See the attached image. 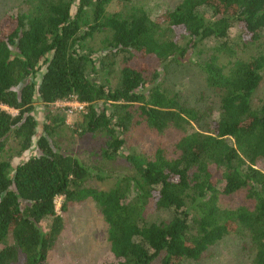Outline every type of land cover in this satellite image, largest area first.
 Wrapping results in <instances>:
<instances>
[{
	"label": "trees",
	"instance_id": "obj_1",
	"mask_svg": "<svg viewBox=\"0 0 264 264\" xmlns=\"http://www.w3.org/2000/svg\"><path fill=\"white\" fill-rule=\"evenodd\" d=\"M112 1L23 0L0 21V264L20 255L22 264H49L64 228L57 197L63 210L96 202L111 256L101 264L197 261L234 232L249 243L250 264H264V101L253 104L264 78V0H180L155 17L136 0H117L132 5L107 16ZM234 25L238 44L229 41ZM206 43L210 52L195 62L219 101L191 105L160 86V69ZM250 44L257 53L240 57ZM71 98L86 103L74 130L102 134L107 159L133 131L158 138L149 154L123 155L132 173L110 189L86 185L91 168L58 147L63 118L34 113L35 102ZM10 139L16 145L1 158ZM236 193L245 203L223 207ZM149 207L172 215L148 221Z\"/></svg>",
	"mask_w": 264,
	"mask_h": 264
},
{
	"label": "rangeland",
	"instance_id": "obj_2",
	"mask_svg": "<svg viewBox=\"0 0 264 264\" xmlns=\"http://www.w3.org/2000/svg\"><path fill=\"white\" fill-rule=\"evenodd\" d=\"M22 1L0 0V21H5L9 15L15 13L22 5ZM179 1L136 0V4L144 6L149 15L155 17L165 14L174 8ZM131 5L121 7L117 0H113L106 8V15L109 16L115 11H125ZM98 34L95 35V41L92 40V45L96 50L94 53L99 56L104 49H102L103 34ZM181 35H179V38H181ZM239 35L240 30L234 25L230 31L229 41L238 44ZM181 44H185V39L182 40ZM209 44H199L198 48L202 49V52L194 50L190 53L188 60L182 63L169 62L161 67L160 86L171 92H178L181 99L191 105L204 106L211 102L218 103V95L206 86L204 74L195 62L199 60V63H201L207 57L210 52ZM257 51L256 44H250L248 48H237V54L244 59H249ZM222 61L226 62L227 60L222 58ZM132 62L143 64L144 60L136 59ZM151 66L157 68L155 63H152ZM262 101H264V78L254 93L253 104H260ZM35 106L34 113L39 120H43L46 113L63 118L64 123L60 124L53 135L58 147L63 151L73 153L86 162L91 168L92 174L86 185L101 190L112 188L117 176L132 173V168L123 155L136 150L149 154L151 147L158 142V138L151 132L146 130L143 132L133 131L130 134L128 144L121 147L120 154L107 159L101 155L105 141L102 134H80L74 130L77 126L76 123L83 120V113L68 115L54 103L49 104L48 107H45L46 109L41 107L40 102H35ZM5 109L11 114L17 113L14 109ZM15 145V141L10 139L7 150L1 155V158H5L12 153ZM33 153V151H27L20 157L14 156V159H22ZM62 201L63 197L56 198V212L62 216L64 228L55 247L50 252L49 264H101L110 260L109 243L107 241L108 226L99 213L96 202L92 199L73 202L63 210L61 209ZM221 202L223 207L235 208L245 203V200L242 193H236L233 196L224 197ZM171 215L172 213L168 210L155 211L149 207L147 218L148 221H159L168 219ZM43 223L42 226L45 227L46 223ZM248 245L249 243L245 241L241 234L234 232L211 247L208 253L204 254L199 260H186L182 264H250L252 250ZM15 264H22L21 255L19 261Z\"/></svg>",
	"mask_w": 264,
	"mask_h": 264
},
{
	"label": "built area",
	"instance_id": "obj_3",
	"mask_svg": "<svg viewBox=\"0 0 264 264\" xmlns=\"http://www.w3.org/2000/svg\"><path fill=\"white\" fill-rule=\"evenodd\" d=\"M56 106L61 107L68 115L74 113H84L86 111V103L79 102L75 98L69 100H59L54 102Z\"/></svg>",
	"mask_w": 264,
	"mask_h": 264
},
{
	"label": "crops",
	"instance_id": "obj_4",
	"mask_svg": "<svg viewBox=\"0 0 264 264\" xmlns=\"http://www.w3.org/2000/svg\"><path fill=\"white\" fill-rule=\"evenodd\" d=\"M5 108H7V107H5Z\"/></svg>",
	"mask_w": 264,
	"mask_h": 264
}]
</instances>
